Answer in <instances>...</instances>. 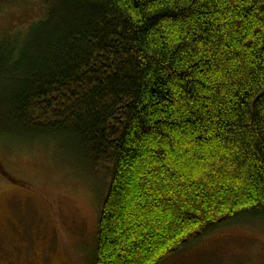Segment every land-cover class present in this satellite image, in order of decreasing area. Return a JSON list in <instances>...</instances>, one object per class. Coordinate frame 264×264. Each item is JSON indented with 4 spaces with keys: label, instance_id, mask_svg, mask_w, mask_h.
Instances as JSON below:
<instances>
[{
    "label": "trees",
    "instance_id": "1",
    "mask_svg": "<svg viewBox=\"0 0 264 264\" xmlns=\"http://www.w3.org/2000/svg\"><path fill=\"white\" fill-rule=\"evenodd\" d=\"M32 2L36 20L0 29V143L102 172L92 264H164L264 222V0L0 11Z\"/></svg>",
    "mask_w": 264,
    "mask_h": 264
},
{
    "label": "rangeland",
    "instance_id": "2",
    "mask_svg": "<svg viewBox=\"0 0 264 264\" xmlns=\"http://www.w3.org/2000/svg\"><path fill=\"white\" fill-rule=\"evenodd\" d=\"M37 4L31 16L1 8L0 29L27 27L37 19ZM54 148L0 143V264L93 262L106 182L102 172ZM164 264H264V222L217 232Z\"/></svg>",
    "mask_w": 264,
    "mask_h": 264
}]
</instances>
